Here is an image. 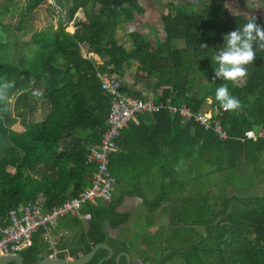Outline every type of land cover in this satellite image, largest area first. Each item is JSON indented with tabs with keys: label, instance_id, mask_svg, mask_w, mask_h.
I'll list each match as a JSON object with an SVG mask.
<instances>
[{
	"label": "trees",
	"instance_id": "1",
	"mask_svg": "<svg viewBox=\"0 0 264 264\" xmlns=\"http://www.w3.org/2000/svg\"><path fill=\"white\" fill-rule=\"evenodd\" d=\"M25 1L21 15L31 14L45 0ZM14 2L5 0L4 9L9 11ZM55 2L59 9L52 13L53 27L33 31L29 40L22 39L26 33L16 34L0 16V228L9 223L11 209L40 201L50 210L92 184L95 166L85 163V154L108 128L110 111V99L101 88L97 72H117L124 92L145 98L139 89L123 81L126 71L136 64L132 85L152 79L158 90L155 101L185 105L195 113L202 110L210 97L211 105L218 107L214 118L220 119L230 135L220 140L212 127L205 128L195 120L184 122L166 108L152 115L139 114L137 123L132 120L128 127L146 131L150 139L165 132L169 141H176V154L177 145L181 147L180 166L165 167L167 177H175L176 189L164 185L153 207L158 208L174 191H184L185 176L196 166L200 169L199 164L206 161L215 162L208 173L229 176L239 173L235 175L237 180L230 177L231 181L226 180L225 184L226 188H233L234 195L227 197L219 209L207 208L213 219L199 221V225L207 226L208 235L198 234L204 242L187 251L164 255L157 263L168 264L179 255L182 264H238L239 246L242 254H255L254 261L241 264H264V137L242 138L245 131L264 127V51L257 50L253 63L246 65L247 74L235 82L215 78V64L210 58L215 49L223 46L224 34L253 18L264 26V19L231 13L224 0H204L206 8L202 13H186L183 8L169 4L160 16L162 29L153 40L133 30L127 49L116 38L120 16L133 19L143 13L142 0ZM79 3H83L86 20L75 22V31L69 32L66 24L73 19ZM90 53L97 54L102 64L98 65ZM224 84L240 101L239 108H221L215 91ZM11 93L15 95L12 109L8 103ZM40 100L50 110L38 120L34 112ZM150 116L154 125L148 123ZM125 133L121 131L118 143ZM118 156L119 152H114L109 159L110 173L117 181ZM202 174L203 170L199 171L198 175ZM224 191L227 193V189ZM136 192L123 191L111 202L97 199L85 205L82 212L91 214L88 227L80 229L71 239L66 235L57 241L54 246L57 257H77L103 242L119 253L121 245L109 236L107 226L117 227L128 219V214L119 213L117 207L125 194ZM66 218L82 227L80 218ZM224 222L228 225H222ZM238 230L245 235L238 238ZM44 232V228L39 229L32 244L20 251L24 264H36L44 258V251L50 248ZM230 234L228 246L226 236ZM253 234L254 243L249 239ZM209 235H217L214 250L209 249ZM203 252L210 261H206ZM107 255V250L100 249L87 264H98ZM103 264H115V256ZM122 264H127L124 257Z\"/></svg>",
	"mask_w": 264,
	"mask_h": 264
},
{
	"label": "rangeland",
	"instance_id": "2",
	"mask_svg": "<svg viewBox=\"0 0 264 264\" xmlns=\"http://www.w3.org/2000/svg\"><path fill=\"white\" fill-rule=\"evenodd\" d=\"M4 1L5 0H0V16H2L5 23L11 25V29L15 31L16 34L21 35L26 33L22 37L24 40H29L30 34L33 31H41L45 28L53 27L55 17L52 13L59 9V5L56 4L55 0H45L31 14L21 15L20 9L25 5V0H15L14 6L11 7L9 11L4 9ZM224 1H226L230 7L231 13H239L243 17L258 16L264 19V0ZM142 3L145 5L144 12L136 14L133 19L126 18L124 14L120 16V29L117 31L116 38L119 39L127 49L131 46L129 33L133 30H139L149 35L148 37L153 40L156 32L162 29L160 16L167 5L175 4L177 7L183 8L186 13H202L206 8L204 0H142ZM82 6L83 3H79V8L75 12L73 19L67 22V31L74 32L75 22H78V20H86ZM27 29H29V31ZM179 43L182 44V42ZM84 53H86V51H84ZM135 68L136 64L126 71V81L123 80L124 83H128L132 87L139 89L149 98L157 97L158 90L154 87V80H146L145 83L141 81L136 86L131 84L132 79L134 80ZM14 100V93L9 94L8 103L10 109L13 108ZM211 103V98L209 97L206 105L202 109L210 112ZM49 110V105L44 104L42 100H40L34 115L36 119L41 120L46 116ZM214 163L213 161H206L205 163L199 164V168L204 172L202 175H198L201 170L198 169L197 166L194 170L192 169L184 178L186 181L185 190L176 193L172 198L164 201L160 207L159 213L144 214L139 211L137 212L144 215L142 221L139 223L136 222V226L138 228L137 233H141V236L143 235L141 241L144 240L146 246L142 250L145 254V256L143 255L144 260L140 257L141 260L139 261V259H137L136 264H158L157 262L159 260L156 259V251L160 250L162 247H165V251L172 252V250H174V252H183L189 250L194 244L204 242L200 236H197V232L202 236L208 235L207 228H205L207 226L199 225V221L203 219H213L214 217L207 208L214 207L215 209H219L221 205L223 207L227 197L234 195L233 188H226L225 184H227L228 180H233L235 175L239 174L238 172H234L232 176H229V174L225 175V173H208L209 168H212ZM249 165L250 163L247 166ZM177 166H180V162H178ZM251 168L254 169V167ZM9 169L14 171L13 168ZM235 180L237 179L235 178ZM224 188L227 189V193L224 191ZM222 192L224 194H222ZM150 200L151 201L148 203L149 206L152 205L155 198L151 197ZM139 217L138 214H135L137 221H139ZM152 222H157L158 233L149 235L153 231L146 232V230ZM168 223H170V226ZM138 235L139 234H137V237ZM209 239V249L214 250L215 242L212 241L211 237H209ZM202 254L206 259L208 258L205 252ZM168 264H182V259L178 255L177 260H172Z\"/></svg>",
	"mask_w": 264,
	"mask_h": 264
},
{
	"label": "built area",
	"instance_id": "3",
	"mask_svg": "<svg viewBox=\"0 0 264 264\" xmlns=\"http://www.w3.org/2000/svg\"><path fill=\"white\" fill-rule=\"evenodd\" d=\"M97 75L101 88L109 96L110 111L108 128L102 134L100 141L91 145L85 154V163L95 166L92 184L85 187L77 196L65 200L50 210H46L40 201L11 209L9 223L0 228V255L20 253L32 244L34 234L44 228L43 236L50 244L51 255L57 256L54 246L66 234V232L57 231L59 221L68 216L89 219L91 214L82 212L85 205L94 203L97 199L106 202L113 200L116 178L109 170L110 155L118 149L117 140L121 130L138 114L153 113L166 108L172 115H179L184 122L195 120L205 128L212 127L220 140L230 137L222 127L220 119L214 118L217 115L215 110L218 107L216 106L210 105V112L202 109L195 113L185 105L176 106L169 101L161 103L149 97L135 98L122 90V81L117 72L98 71ZM212 119L214 120L211 124ZM259 137H264V127L249 129L245 131L242 138L256 140Z\"/></svg>",
	"mask_w": 264,
	"mask_h": 264
},
{
	"label": "crops",
	"instance_id": "4",
	"mask_svg": "<svg viewBox=\"0 0 264 264\" xmlns=\"http://www.w3.org/2000/svg\"><path fill=\"white\" fill-rule=\"evenodd\" d=\"M84 55H86V53H84ZM90 55L95 59L98 65L102 64V60L97 54L90 53ZM146 114L152 115L153 113ZM138 116L139 114L133 120L135 121V123L138 122ZM172 116L175 117L176 115ZM148 123L151 125L155 124V121L152 116H150V120H148ZM129 124L121 130L126 131V133L124 136L120 137L119 143V138L117 140L118 149L115 152H119V156L116 159L118 181L116 179L113 199L115 196L117 197V195H119L123 191L136 190L137 192L134 194H125L122 203L117 207V211L119 213L128 214V219L117 227H112L108 225L107 229L109 236L119 242V244L121 245V251H129L133 257V264H136L137 259H139L140 261V257L143 258L145 256V254L143 253L144 251L142 250L146 246L144 240L141 241L143 235L141 236V233H137L138 228L136 226V222L139 223L143 220L144 215H142L141 213H159L160 207L163 203L156 209L153 207L154 204L149 206L148 203L151 201V197L156 199L160 195L164 185H171V187L176 188L175 177L168 178L165 167H174L178 164V162L181 161V147L180 144L177 145L178 150L176 154V141H169L167 137L164 136L165 132H158L153 135V139H150L146 131L137 129L134 130L131 127H128ZM170 143L172 144V147L170 146ZM176 193L179 192H173L169 198H172ZM138 211L141 213H137ZM135 214H138V217L141 215L139 217V221L136 220ZM220 219L221 217H219L215 221V223H217ZM70 220L71 219L65 217L61 219V221H59V224L57 226V231L66 232L64 236L67 235L70 239L80 229L85 230L88 227V219H81L82 227H80L79 224H71L69 222ZM168 225L170 226V223H168ZM222 225H228V223L224 222L222 223ZM157 230V222H152L146 232L153 231L149 234L152 235L158 233ZM137 234H139L138 237ZM198 234L199 233L197 232V236H199ZM244 235L245 233L242 232V230H238V238ZM210 237L214 242L217 239V235H211ZM226 238L228 240L229 246V239L231 238V234L227 235ZM249 239L253 240L254 243V234L250 236ZM165 250V247H162L160 250L156 251L157 260L161 259L164 255L174 253V250H172V252ZM236 251V255H238L239 259V261H237L238 264H241L243 261L255 260V254H252L251 256L244 255L240 252L239 246L237 247ZM177 258L178 257H175L173 261L177 260ZM209 258L210 257L208 255L206 261H210Z\"/></svg>",
	"mask_w": 264,
	"mask_h": 264
},
{
	"label": "clouds",
	"instance_id": "5",
	"mask_svg": "<svg viewBox=\"0 0 264 264\" xmlns=\"http://www.w3.org/2000/svg\"><path fill=\"white\" fill-rule=\"evenodd\" d=\"M223 40V46L210 57L212 65L215 64L214 75L219 80L235 82L247 74L246 65L253 63L257 50L264 51V26L253 18L224 34ZM215 98L224 110L240 107V101L230 94L227 84L216 89Z\"/></svg>",
	"mask_w": 264,
	"mask_h": 264
},
{
	"label": "water",
	"instance_id": "6",
	"mask_svg": "<svg viewBox=\"0 0 264 264\" xmlns=\"http://www.w3.org/2000/svg\"><path fill=\"white\" fill-rule=\"evenodd\" d=\"M100 249L107 250L108 255L103 257L98 264H103L105 261L112 259L114 256L115 264H121L123 257L126 259L127 264H133V257L129 251H121L116 254L115 249H113L106 242L96 244L90 252L86 254L80 253L77 257L59 258L57 256H52V250L48 249L47 251H44V258L36 264H87ZM10 262L24 264V258L20 253L13 255H0V264H8Z\"/></svg>",
	"mask_w": 264,
	"mask_h": 264
},
{
	"label": "flooded vegetation",
	"instance_id": "7",
	"mask_svg": "<svg viewBox=\"0 0 264 264\" xmlns=\"http://www.w3.org/2000/svg\"><path fill=\"white\" fill-rule=\"evenodd\" d=\"M79 254H80V253H79ZM79 254H78V255H79Z\"/></svg>",
	"mask_w": 264,
	"mask_h": 264
}]
</instances>
